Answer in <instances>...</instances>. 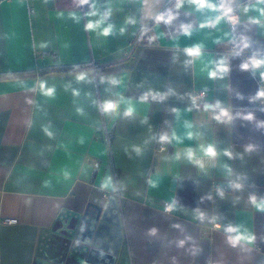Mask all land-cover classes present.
I'll list each match as a JSON object with an SVG mask.
<instances>
[{
	"label": "crops",
	"instance_id": "crops-1",
	"mask_svg": "<svg viewBox=\"0 0 264 264\" xmlns=\"http://www.w3.org/2000/svg\"><path fill=\"white\" fill-rule=\"evenodd\" d=\"M212 2L237 11L233 27L227 18L200 27L221 13L189 0L179 9L177 0H0V264H39L56 219L87 206L113 211L123 240L115 254L80 264H264V213L248 202L264 196V99H255L264 68L242 70L247 60L230 50L246 40L250 57H264V24L252 22L257 0ZM109 8L111 35L85 29ZM169 11L171 22L155 19ZM194 45L198 57L185 53ZM221 58L229 71L210 78ZM76 63L90 66L47 70ZM107 100L119 105L111 114L100 110ZM221 108L230 121L215 118ZM209 144L215 157L202 151ZM108 168L112 193L103 187ZM229 224L247 229L252 243L229 246Z\"/></svg>",
	"mask_w": 264,
	"mask_h": 264
},
{
	"label": "clouds",
	"instance_id": "clouds-1",
	"mask_svg": "<svg viewBox=\"0 0 264 264\" xmlns=\"http://www.w3.org/2000/svg\"><path fill=\"white\" fill-rule=\"evenodd\" d=\"M80 4H87L89 0H78ZM189 2L192 4V6L197 10L201 11L204 9L212 10V11H219L221 15L215 17V19H209L205 23H202L200 27H206V26H214L215 24H218L222 19L227 18L230 21L235 22V17L231 15L233 12V8L230 6V3L226 4L224 2L220 4L213 3L212 0H189ZM261 5H264V0H257V3L253 5L252 7L256 8L260 12V17L259 18H253L252 22L253 23H260L264 24V7H261ZM183 7V0H177L176 8L179 9ZM244 11H248V7L244 8ZM91 17H96L98 15L96 10H93L89 13ZM112 15V10L109 8L102 14H99V18L95 20H89V22L85 25V29L88 31H95L97 29L100 30V34L103 36H109L112 34L113 31V25L110 23H106L109 18ZM172 13L169 11L167 15L165 14H159L155 17L157 21H162L165 23L171 22L173 19ZM130 23H134L133 20H129ZM184 27V32L186 35H190L189 28L190 25H185ZM123 31V29L121 30ZM248 47V43L246 40L242 41V50L244 48ZM185 53L188 56L191 57H198L201 54V46L200 45H194L193 47L186 48ZM234 55L239 56L240 52H235ZM242 70L245 71H251L253 75L256 74V71L259 69L264 68V57H256L252 56L249 58L248 61L242 63L240 65ZM229 71V66L227 63L226 58H221V60L216 64V67L213 71L209 72V77L210 78H216L218 75L222 76L223 74H226ZM87 73L81 72L76 75V79L78 81H83L87 77ZM260 78L264 80V71L260 72ZM113 84L117 83L116 80L111 81ZM41 88L44 90L46 95H52L55 91L54 88H46L43 84L41 85ZM74 94L78 95L77 92H74ZM160 94H155L153 96V99L156 98ZM144 99H147V96L144 97ZM255 99H264V87H262L255 96ZM118 102L112 101V100H107L104 101L100 104V110L104 114H111L115 112L118 109ZM217 107H219V104H217ZM132 114V109L129 108L126 112L125 115H131ZM218 121L220 122H225V121H230L231 120V114L227 109H220V113L215 117ZM245 119L251 120L253 119L252 114L250 113L245 117ZM46 134L51 135L50 132H48L47 129H45ZM191 135V134H190ZM162 141H167L168 137L163 136L161 137ZM135 151L139 152L140 149L136 148ZM202 151L204 152L205 155L210 156V157H215L217 155V150L216 147L212 144L207 145L206 147L202 146ZM246 152H251L253 151V146L248 145L245 147ZM225 155L231 157L232 153L229 151H225ZM187 155L189 159L194 160V153L191 150H188ZM232 187L236 191H240L243 189L244 185L240 182H234L232 184ZM219 195L223 196V192L218 190ZM248 202L249 204L257 211L264 213V196H258L256 194H250L248 197ZM170 210V209H166ZM200 218L202 219L204 214L199 213ZM219 227V225L217 226ZM225 236H226V241L229 244V246L235 248L238 246H241L243 244H251L252 241L254 240V236L247 231L242 225H232L229 224L226 226L224 229ZM156 229L152 228L149 230V235H155L156 234ZM183 241L180 242V246H183Z\"/></svg>",
	"mask_w": 264,
	"mask_h": 264
},
{
	"label": "water",
	"instance_id": "water-1",
	"mask_svg": "<svg viewBox=\"0 0 264 264\" xmlns=\"http://www.w3.org/2000/svg\"><path fill=\"white\" fill-rule=\"evenodd\" d=\"M106 180L103 187L114 191L110 168ZM122 240V228L107 207L64 211L42 236L38 261L39 264H80V258L91 261L93 253L102 259L107 252L115 254Z\"/></svg>",
	"mask_w": 264,
	"mask_h": 264
},
{
	"label": "built area",
	"instance_id": "built-area-1",
	"mask_svg": "<svg viewBox=\"0 0 264 264\" xmlns=\"http://www.w3.org/2000/svg\"><path fill=\"white\" fill-rule=\"evenodd\" d=\"M231 15L236 18L235 22L228 20L229 24L233 27L234 24L238 21V13H237L236 10H233ZM230 50L233 51V52H240V55L243 56L247 61L250 58V54H248L246 52L245 48L242 50V41L235 40L231 44ZM259 81H260L261 85L264 86V80H262L259 77ZM205 95H206V93L204 91H200V90L199 91H195L194 92V100H195V102L198 103V104L203 103V99L205 98ZM262 103H264V100L262 101ZM162 148H165V147H162ZM95 165L99 166V163L96 162ZM108 192L112 193L113 191H108ZM165 205H166L167 209L170 208V204L169 203H165ZM4 221L8 222V223H14V222H17V219L16 218H5Z\"/></svg>",
	"mask_w": 264,
	"mask_h": 264
},
{
	"label": "trees",
	"instance_id": "trees-1",
	"mask_svg": "<svg viewBox=\"0 0 264 264\" xmlns=\"http://www.w3.org/2000/svg\"><path fill=\"white\" fill-rule=\"evenodd\" d=\"M90 66V63H76V64H58L54 66H49L47 70H60V71H66V70H81L88 68Z\"/></svg>",
	"mask_w": 264,
	"mask_h": 264
}]
</instances>
